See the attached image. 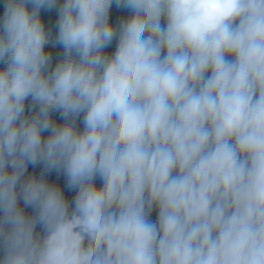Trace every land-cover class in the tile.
<instances>
[{"label":"clouds","instance_id":"1","mask_svg":"<svg viewBox=\"0 0 264 264\" xmlns=\"http://www.w3.org/2000/svg\"><path fill=\"white\" fill-rule=\"evenodd\" d=\"M3 5L0 264H264V0Z\"/></svg>","mask_w":264,"mask_h":264},{"label":"trees","instance_id":"2","mask_svg":"<svg viewBox=\"0 0 264 264\" xmlns=\"http://www.w3.org/2000/svg\"><path fill=\"white\" fill-rule=\"evenodd\" d=\"M3 11H4L3 0H0V16L3 15ZM127 15H128L127 10H117L115 8V6H113L112 13H111V20H112L113 23H115L118 18L127 16ZM41 16H42L43 20L45 21L46 25L48 27L52 28L53 31H55L54 25H55V21L57 19L56 12L55 11H53V12H44L42 10ZM114 47H115V45H113V47L108 49L107 51H109V52L114 51ZM53 51L54 52H60V51H62V49L57 48V49H55ZM0 67H2V65H0ZM80 127L82 128V125H80ZM45 135H47V133ZM30 167L34 170L36 175H39V172L41 171V167L42 166L36 167V168H33L32 166H30ZM48 179H49L50 182L57 183V184L61 185L62 187L64 186L65 181H64V178H63L62 175L61 176H57L55 173H52V174H50L48 176ZM97 183H99V181H97ZM65 194H66V196L69 199H71L74 196V193L68 192L66 188H65ZM26 211L28 213H31L32 210L31 209H26ZM155 218H156V212L154 211L153 215H152V219H155ZM37 230L39 231V228Z\"/></svg>","mask_w":264,"mask_h":264},{"label":"built area","instance_id":"3","mask_svg":"<svg viewBox=\"0 0 264 264\" xmlns=\"http://www.w3.org/2000/svg\"><path fill=\"white\" fill-rule=\"evenodd\" d=\"M29 174H35L36 175V173L34 172V170L29 166Z\"/></svg>","mask_w":264,"mask_h":264}]
</instances>
